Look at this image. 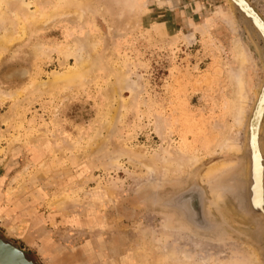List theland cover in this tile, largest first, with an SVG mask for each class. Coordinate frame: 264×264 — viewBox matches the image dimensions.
<instances>
[{"label": "rangeland", "instance_id": "rangeland-1", "mask_svg": "<svg viewBox=\"0 0 264 264\" xmlns=\"http://www.w3.org/2000/svg\"><path fill=\"white\" fill-rule=\"evenodd\" d=\"M76 59L82 77L52 81ZM263 78L232 0H2L0 236L36 264H264L247 147ZM256 138L264 162V115Z\"/></svg>", "mask_w": 264, "mask_h": 264}, {"label": "bare ground", "instance_id": "bare-ground-1", "mask_svg": "<svg viewBox=\"0 0 264 264\" xmlns=\"http://www.w3.org/2000/svg\"><path fill=\"white\" fill-rule=\"evenodd\" d=\"M1 2H2V0H0V5H1ZM246 3L243 0H236V3H234V4H236L238 7L240 6L242 8H245V7L247 8ZM247 4L250 6L249 3H247ZM242 10H243V13L246 15L244 10L246 12H247V10L246 9H242ZM254 12H255V10H254ZM254 20H255V22H257V20L255 18H254ZM254 24H256V23H254ZM263 34H264V32H263ZM238 52H239L238 54L240 57V64H241L244 61V54L241 51H238ZM84 65H85L84 61L76 59L75 68L68 69V70L60 72V73H54L53 74L54 78L52 81H54V82H57V81L58 82L59 81L69 82L72 80H76L79 77L83 76V72H84V68H85ZM236 84H237L236 90H235V93L237 95V98H235V100H236V123L240 126L244 122V111L246 108H248V106H249L248 103H250V99H248V97L246 95L245 84H244V80H243L242 76L236 75ZM255 92H256V90L253 92V94H255ZM255 99H256L255 100L256 105L254 108L255 111L252 113L253 114L252 119H251V121L249 120L250 123H248L249 124L248 127L251 128V141L250 142H251V150H252V154H253L252 158H253V170H254V174L252 175V182L254 184L252 185L251 193L253 192L252 193L253 194L252 198H253V202H254L253 206L255 205L254 206L255 209L258 210L259 204L258 205H256V204L258 203V201L261 202V200L264 197L263 193H262L263 189H264V174H263L264 166H263V161L261 160V156H260L261 149L259 147V142L257 144V141H256V139H257L256 133L258 134V131L260 129V119L262 116L261 113L264 109V86H263L261 92L259 94L255 95ZM226 147L228 149H233L232 141H228L226 143ZM114 161H116V160H114ZM147 168L150 169V167H147ZM112 191H114V190H112ZM180 199H181V201L185 200V202H186L188 200L189 203L192 202V204H194L195 209L197 208V211L199 212L198 206H199L201 197H200V193L198 192L197 189L191 188V190L188 191L187 194L182 195L180 197ZM195 221L198 223H201L200 219L197 221V218H196ZM3 249L11 251L12 255L15 256L16 259H13L14 261L12 264H31L29 262H26L25 259L21 255L16 253V251L13 250V248L10 245L6 244L2 239H0V260L1 261L4 262V261L8 260L7 256L5 257V255H4ZM150 260H152V261H150L151 264H155L154 258H150Z\"/></svg>", "mask_w": 264, "mask_h": 264}, {"label": "water", "instance_id": "water-1", "mask_svg": "<svg viewBox=\"0 0 264 264\" xmlns=\"http://www.w3.org/2000/svg\"><path fill=\"white\" fill-rule=\"evenodd\" d=\"M234 3H236V0H232ZM245 3L247 2L246 0H243ZM248 3V2H247ZM246 3V5H247V8L245 7V8H242V7H238L237 5H236V7L239 9V10H241L242 12H243V10L242 9H246L247 10V12L244 10V12L246 13V16L251 20V22H252V24H253V26L256 28V30H257V32L259 33V35L261 36V38H262V40L264 41V34H263V32H264V21L262 20V18L260 17V16H258V14L256 13V12H254V9H252L248 4ZM254 12V13H253ZM254 18L257 20V22H255V20H254ZM254 23H256V24H254ZM263 80H264V78H263ZM263 84V85H262ZM262 84H261V86H260V88H259V91H258V94L261 92V90H262V88H263V86H264V83L262 82ZM255 105H256V101H255V103H254V106H253V109H252V112H251V114H250V117H249V120L251 121V119H252V113L255 111L254 110V108H255ZM261 119H260V121L262 120V117H263V115H264V109H263V111H262V113H261ZM249 122V121H248ZM250 123V122H249ZM248 125L249 124H247V131H248V141H247V147H248V157H249V161H250V172H249V174H248V181L250 182V185H249V194H250V202H251V205L253 206V204H254V202H253V198H252V193H251V188H252V185L254 184L253 182H252V175L254 174V170H253V158H252V156H253V154H252V150H251V128L250 127H248ZM261 160H263V159H261ZM264 163V162H263ZM263 174H264V171H263ZM263 195H264V189H263ZM264 201V200H263ZM263 201L261 200V202L260 201H258V203L256 204V205H258L259 204V206H258V211H260V212H262V214L264 215V205H263ZM255 206V205H254ZM253 206V208H255ZM0 239H2L6 244H8V245H10L12 248H13V250H15L16 251V253H18L19 255H21L24 259H25V261L26 262H29V263H31V264H36L33 260H31V259H29L28 258V253L24 250V249H22L20 246H17V245H15V244H13V243H11L10 241H8L6 238H4V237H2V236H0ZM4 250V249H3ZM10 252V253H9ZM4 255H5V257L7 256V261H1L0 260V264H12L13 263V259H16L15 258V256L14 255H12V253H11V251H8V250H4Z\"/></svg>", "mask_w": 264, "mask_h": 264}, {"label": "snow or ice", "instance_id": "snow-or-ice-1", "mask_svg": "<svg viewBox=\"0 0 264 264\" xmlns=\"http://www.w3.org/2000/svg\"><path fill=\"white\" fill-rule=\"evenodd\" d=\"M163 6V5H162Z\"/></svg>", "mask_w": 264, "mask_h": 264}]
</instances>
